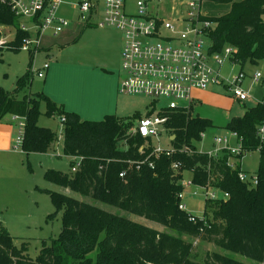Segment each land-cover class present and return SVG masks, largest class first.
<instances>
[{
    "label": "trees",
    "instance_id": "trees-1",
    "mask_svg": "<svg viewBox=\"0 0 264 264\" xmlns=\"http://www.w3.org/2000/svg\"><path fill=\"white\" fill-rule=\"evenodd\" d=\"M203 1L231 4L230 11L207 16L215 23L208 36L214 51L233 47L242 66L247 61L258 64L264 60V0ZM33 21L41 24L38 18ZM22 24L21 17L0 0V25L16 29L14 40L0 47V51L21 50L24 40L31 36V32L22 29ZM93 25L96 23L86 22L85 27ZM36 52L30 51L29 67L18 79L17 88L12 92L1 89L0 122L7 115L24 118L21 148L29 157L49 152L59 140L56 130L39 123L41 115L61 119L63 154L70 158L72 172L49 168L44 173L47 181L155 221L181 235L240 254L249 262L216 251L207 253L203 262H198L193 259V242L45 188L40 190L50 195L55 206V212L48 218L62 214L59 235L43 240L38 256L33 259L28 255V241L21 240L17 245L18 238L0 222V264H264V147H260L256 136L264 119V99L226 125L238 134L247 151L259 149L257 184L240 179V172H249L239 161L231 167L230 159L237 160L239 156L227 151L216 157L198 152L196 142L214 124L211 119L192 115L180 107H167L159 113L168 117L165 128L170 136H175L169 139L177 152L152 158L154 169L145 163L138 168L137 162L149 156L155 147L153 138L131 132L134 118L110 114L99 121L86 120L77 112L66 111L44 93L19 98L18 94L30 83ZM121 144L127 148L122 149ZM185 145L193 152H178ZM76 158H80L78 166ZM176 162L181 163L179 172L173 167ZM184 170L192 172V183L218 188L230 197L220 201L206 198L202 219L180 209ZM123 171L125 175L121 177ZM192 216L196 222L191 220Z\"/></svg>",
    "mask_w": 264,
    "mask_h": 264
},
{
    "label": "rangeland",
    "instance_id": "rangeland-1",
    "mask_svg": "<svg viewBox=\"0 0 264 264\" xmlns=\"http://www.w3.org/2000/svg\"><path fill=\"white\" fill-rule=\"evenodd\" d=\"M82 1L63 0L60 14L70 20V25L56 36L50 30L43 32L39 50L33 59L30 83L18 94L19 98L29 93L49 95L48 91L58 90L61 84L71 88L75 86L82 91L79 98L86 102V106L94 109L90 112H84L82 115L84 119L99 121L107 113L122 118H134L135 126L142 116H146L148 113L159 114L164 107L176 105L178 102L170 98H151L145 95L119 92L120 81L125 76L121 56L124 36L116 28L97 25L86 28V20L83 19L79 7V3ZM97 1L100 12L104 6V1ZM137 1L127 0V9L134 12ZM174 3L173 0H166L165 6H163L168 8L169 5L168 12H171ZM225 6V4L202 0V10L208 16L223 14ZM21 20L25 23L29 21L27 18H21ZM90 21L97 22L99 17L93 16ZM10 32L13 31L3 29L0 33V39H5ZM12 34L6 41L9 42L13 39ZM32 35L34 36V33ZM30 54V51L22 49L18 51L3 49L0 51V93L1 89L12 92L17 88L18 79L27 72L29 67ZM44 63L50 65L46 78L39 77L37 74V70L41 69ZM241 69L248 75L260 71L264 80V60L258 64L247 61L243 66L239 62L233 63L231 60H226L222 67V74L226 77L224 83L208 88L214 94L208 95L207 99L197 93L194 94L195 99L198 98L203 101V104L194 107V114L212 119L215 125V127L206 130L204 137L197 143L198 151H210L213 148L215 137L218 136L230 138L231 145L236 146L238 140L234 137L231 138L234 132L227 129L226 125L231 119L241 117L248 107H253L264 99V83H255L251 78H246L242 87L251 92L252 98L244 102L235 99L233 92L227 87L228 79L238 74ZM39 123L56 130L59 136L61 134L53 149L47 153H33L27 157L22 153L21 146L18 147L14 141L12 149L17 152V155L14 153H11L12 156L4 155L0 161V198L4 199V208L0 209V216L2 219L5 216L10 219V226L12 227L8 230L12 236L18 238L16 240L17 245H20L21 240L28 241V255L31 258L35 259L38 256L43 240L55 238L61 231V212L53 219L48 218L49 214L55 212V206L50 195L40 190L50 188L193 242L195 245L193 259L198 262H203L207 253L212 251L232 255L236 259L249 262L240 254L231 253L212 243L198 241L189 235H181L176 230L155 221L50 183L44 177L47 169L52 168L71 173L72 168L69 157L63 154V124L61 119L41 115ZM18 129L17 124L15 140L19 135ZM153 146L171 148L168 134L162 131L159 138L153 139ZM121 148L126 149L127 145L121 144ZM259 161V149L248 151L243 158L242 167L250 174H254L257 172ZM191 178L192 173L184 170L182 181L184 190L181 201L182 204L186 205L188 212L203 217L206 190L191 183ZM194 191H197L198 195H195ZM2 204L0 200V206ZM3 223L5 224L4 219Z\"/></svg>",
    "mask_w": 264,
    "mask_h": 264
},
{
    "label": "built area",
    "instance_id": "built-area-1",
    "mask_svg": "<svg viewBox=\"0 0 264 264\" xmlns=\"http://www.w3.org/2000/svg\"><path fill=\"white\" fill-rule=\"evenodd\" d=\"M103 1L104 6L99 21L95 22L96 25L114 27L124 36L122 68L125 76L119 84L120 93L174 99L178 103L169 107L184 108L189 113L194 91L206 90L212 85H222L226 79L222 74L226 60L238 62L233 47L227 46L222 51L212 49L208 36L215 23L207 19L208 15L203 12L202 0H173L175 5L171 12H168L169 5L168 8L164 7L166 0H138L134 12L127 9V0ZM1 2L9 6L18 17L38 18L41 21V24L34 22L36 26L34 36L31 34L24 40L20 48L22 50L38 51L43 32L52 29L55 34H59L70 25L69 19L59 15L63 0H1ZM79 7L86 22L91 23L92 16L99 12L97 0H83ZM22 29L30 31L26 24H22ZM6 39H0V47L8 43ZM49 66L48 63H44L43 67L37 70L38 76L44 78ZM246 78H251L255 83H264L260 71L248 75L243 69L228 79L227 87L233 92L235 99L241 102L252 98L251 92L242 87ZM15 117L21 119L16 140L19 147L23 143L25 120ZM167 120V116L160 114L144 116L131 132L143 137L159 138ZM233 136L238 139L236 146L231 145L228 137L218 136L214 139L213 148L203 153L216 157L227 151L239 156L237 160L230 159L231 167L234 168L236 161H241L248 151L236 132ZM256 136L260 147H264V119L257 127ZM175 152L177 150L173 147H155L149 156L137 162V167L145 163L154 169V159L164 154L172 156ZM178 152L192 153L193 150L185 145ZM76 160L78 166L80 158ZM173 167L179 172L181 163L176 162ZM124 175L125 171L120 173L121 177ZM239 177L242 181L258 183V176L255 173L248 174L242 171ZM196 186L205 189L206 198L210 200L220 201L230 197L228 192L218 188L200 184ZM182 194L183 192L180 195L181 199ZM194 194L198 195V192L194 191ZM180 209L187 210L182 202ZM191 220L196 222L195 216H192Z\"/></svg>",
    "mask_w": 264,
    "mask_h": 264
},
{
    "label": "crops",
    "instance_id": "crops-1",
    "mask_svg": "<svg viewBox=\"0 0 264 264\" xmlns=\"http://www.w3.org/2000/svg\"><path fill=\"white\" fill-rule=\"evenodd\" d=\"M63 3V2H62ZM62 5V4H61ZM225 8L223 9L224 13L230 11L231 9V4H225ZM61 7V6H60ZM128 8V7H127ZM129 10V9H128ZM134 10V9H133ZM101 11L102 9L100 10V12H97L96 14H94L93 16H98L100 18V14H101ZM59 15L60 14V8H59ZM92 16V17H93ZM29 21L27 23L23 22V24H26L28 27H30V31L31 34H33L35 32V23L33 21V19H28ZM93 24H95V22H91ZM93 27V26H92ZM108 28H114V27H108ZM3 29H9L13 32H10L7 34V39L10 37V35L12 34L13 35V39L15 38V35H16V29L13 28V27H10V26H3L1 25L0 26V33L2 32ZM50 30L54 36L58 35V34H55L54 31L52 29H48ZM118 30V29H117ZM120 31V30H119ZM121 32V31H120ZM122 33V32H121ZM123 34V33H122ZM10 42V41H9ZM39 50V49H38ZM122 56V54H121ZM49 70H50V66H49V69L47 70L46 72V75L44 78L47 77V74L49 73ZM82 91H80V89L76 88L75 86H73L72 88L71 87H67L66 85H63L61 84L59 89L58 90H55V91H48V96L54 100L55 102H57L58 104L62 105L63 108L66 110V111H73V112H77L81 115V117L83 118V114L84 112L88 111H92L94 109H92L93 107H88L86 106V102L83 100V99H80L79 98V95L81 94ZM120 92V91H119ZM197 93L199 95L204 96L205 99L208 98V95H211L212 93L214 94V92L210 91L209 89H206V90H196L194 91L193 93V99H192V103L190 105V108H189V113L192 114V115H195L194 114V107H196L197 105H200V104H203V101L200 100V99H195L194 97V94ZM169 107V106H168ZM164 108H167V107H164ZM163 108V109H164ZM106 112V111H104ZM103 114V113H102ZM105 115H108L107 113ZM104 115V116H105ZM152 115H155V114H152ZM144 117V116H143ZM142 117V118H143ZM84 119V118H83ZM210 119V118H209ZM19 119H17L14 115H7L5 116V118L0 122V161H2V157L4 155H7V156H12L11 153H14L16 154L17 152L15 150L12 149V146H13V142L16 141L15 140V133H16V130H17V124H18V128H19V122H18ZM140 120V119H139ZM138 120V121H139ZM212 120V119H211ZM213 122V120H212ZM230 122V121H229ZM138 123V122H137ZM214 124V122H213ZM215 127V125H214ZM213 128V127H211ZM210 129V128H209ZM19 130V129H18ZM168 136L170 137V139H173L175 136L174 135H171L168 133V131L166 130V128H164V130ZM234 132V131H233ZM203 134V136H202ZM201 134L202 137H204V134L205 132H203ZM61 136V134H60ZM59 136V137H60ZM62 136H63V131H62ZM236 138L235 136L232 135L231 138ZM154 139V138H153ZM230 139V138H229ZM238 140V139H237ZM200 142V141H198ZM196 142V147H197V143ZM213 145H214V142H213ZM171 147L172 144H171ZM198 151V149H197ZM200 152V151H199ZM23 154H25L23 151H22ZM36 154H43V153H36ZM17 155V154H16ZM31 155V154H30ZM29 155V156H30ZM244 158V157H243ZM70 159V158H69ZM242 165L243 163V159H241V161H239ZM184 172V171H183ZM191 172V171H190ZM192 173V172H191ZM192 179V178H191ZM183 181V179H182ZM192 182V180H191ZM183 184V182H182ZM184 185V184H183ZM50 189V188H48ZM52 190V189H51ZM0 200L2 201V205L0 206V209L1 208H4V199L0 198ZM15 205V203H14ZM3 219H4V222L5 224L3 223ZM2 219V217L0 216V222H2L6 227L7 229L11 228L12 226L11 225V221L10 219H8L6 216ZM10 226V227H8ZM10 231V230H9Z\"/></svg>",
    "mask_w": 264,
    "mask_h": 264
}]
</instances>
